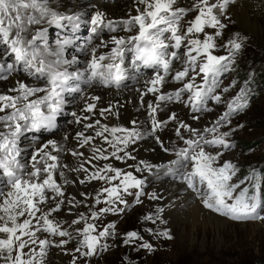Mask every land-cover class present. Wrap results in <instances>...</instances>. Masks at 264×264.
<instances>
[{
  "label": "snow or ice",
  "instance_id": "obj_1",
  "mask_svg": "<svg viewBox=\"0 0 264 264\" xmlns=\"http://www.w3.org/2000/svg\"><path fill=\"white\" fill-rule=\"evenodd\" d=\"M231 3L234 0H185V6H180L179 0H136V14L119 20L107 19L106 14L97 9L86 22L91 25L92 35L81 49L88 57L85 67L82 71L69 72L68 68L79 61L76 56L66 59L65 52L76 46L75 33L85 13L69 15L56 11L50 0H0V61L4 57L12 60V63L0 62V81L8 80L17 71L16 65H21L22 71L38 82L33 86L17 80L15 86L8 89L16 95L0 94V261L3 264H44L50 247L59 248L68 255L78 253L79 256L72 255L71 264H77L81 256L93 257L108 249L109 245L102 241L114 235L115 225L109 224L97 231V225L88 221L99 220L104 214L123 212L125 208L120 205L127 207L128 203L125 195H135V202H140V196L144 194L143 179L110 163L99 165V161L113 159L123 163L135 160L127 149L145 135L136 126V120L130 122L132 127L109 126L101 124L100 120L83 123L92 117L73 111L74 123H83V128L91 130L94 135L78 131L75 134L78 148H68L65 144L49 140L36 147L27 162L20 159V138L26 132L54 129L57 117L64 112L65 95L81 94V81L89 86L95 82L119 90L126 87L130 69L137 73L132 79H138L142 69L152 70L150 78L144 80L143 88L136 89L141 105L147 103L151 120V132L148 134L154 135L171 121L178 122L175 134L185 147L175 153L177 159L170 163L183 169L180 178L187 189L200 198L205 208L230 220L264 221V193L261 192L264 176L253 170L243 180L233 183L237 167L231 161L220 163L224 153L219 149L230 150L235 145L227 139L231 132H220L219 127L230 124L231 116L248 107L250 97L246 87L227 102V110L213 126L202 131L180 121L175 112H170L166 120L156 119L162 104L165 107L171 103L183 104L190 110L191 118L199 120L197 113L211 111L207 107L209 100L216 104L222 102L221 94L217 93L221 74L229 71L236 54L243 47L235 38L225 44L217 43V38L227 27L221 22V17ZM139 5H143V9ZM90 7L95 9L96 5ZM190 13H195L194 17L186 20ZM44 23L50 27L70 28L72 35L58 38L54 48L48 43L45 28H40L31 39L25 40L23 34L30 26ZM105 29L108 33L124 32L125 35L113 34L105 39L101 35ZM220 48L226 49L227 54H214ZM101 49L107 51L101 52ZM169 82L179 87L170 92L162 91ZM228 91V87L222 89L224 93ZM148 94L154 96V102H145L144 97ZM81 99L86 101L82 111L93 113L96 104L88 102L87 97L81 96ZM90 99L97 101L100 97L92 96ZM112 107L110 104L100 109V116L108 113L118 117V113L112 112ZM241 127L237 125V129ZM181 129L190 132L191 136L185 138ZM204 133L210 134L211 138ZM97 138L102 141L101 146L94 143ZM63 139L67 141L69 137L65 135ZM156 139L160 142L159 137ZM105 144L107 148L103 147ZM86 146L91 156L86 157L79 151ZM208 148L213 151H207ZM63 155L75 157L76 165L63 163ZM140 163L151 171L152 165ZM86 164L91 166V170L85 167ZM128 167L135 168L136 172L143 170L138 165L130 164ZM65 169L84 174V178L79 179L82 185L105 181L108 186L97 194L95 204L107 206L97 211L90 210L89 216L80 213L70 223L56 219L54 214H59L65 207L64 186L75 182L68 180ZM168 171L173 173L174 169L169 167ZM57 177L63 183H59ZM117 180L119 183L114 184L113 181ZM246 183L248 186L241 188ZM130 189L137 191L133 193ZM81 195L87 198V194ZM157 198L155 194L150 196V199ZM79 203L83 201H76L75 197L67 200L69 214ZM145 219L156 222L151 215ZM82 221L83 228L74 227ZM65 223H68L67 228ZM148 231L152 232L151 229ZM38 234L46 235L41 239ZM153 234L157 238L172 239L168 230ZM54 237L60 239L57 241ZM142 239L136 232H129L124 243ZM73 240L76 241L75 248L67 249L66 245ZM140 248L154 251L146 241L140 244Z\"/></svg>",
  "mask_w": 264,
  "mask_h": 264
},
{
  "label": "rangeland",
  "instance_id": "obj_2",
  "mask_svg": "<svg viewBox=\"0 0 264 264\" xmlns=\"http://www.w3.org/2000/svg\"><path fill=\"white\" fill-rule=\"evenodd\" d=\"M99 1L107 2V0ZM114 1L117 3L120 2V0ZM132 4L136 5V1H132ZM179 4L180 6H185V0H179ZM233 4L234 3L228 6L224 16L221 17V22L227 25V27L222 30V36L217 38L218 44H225L228 40L235 38L234 27L236 24L239 31L244 34H248L247 29L240 27L238 23L230 17L229 8ZM136 6L134 8H136ZM188 6H190V4ZM139 7L143 9L144 6L139 5ZM130 14L131 13L128 12L127 16H130ZM194 15L195 13H190L189 16L186 17V20L193 18ZM89 17L90 16L85 17L81 22V24L83 23L84 25H81V37L76 40V43L84 42L85 37H89L86 36L87 33L90 34V27L88 30V23H86L89 20ZM52 28L53 27L50 29ZM206 31L214 32L215 30L206 29ZM51 32H53V30H50L48 34ZM105 33L106 30L101 35L103 36ZM115 34L121 35V32ZM55 35H57V32H55ZM107 36L109 35L104 36V38L106 39ZM240 39L237 40L242 43L243 47L236 54L235 62L230 65L229 71L221 74L220 77V84L217 89V93L221 94L222 102L220 104H216L214 101L209 100L207 107L211 109V111L198 113L197 115L200 116L199 120H193L190 116L188 119L184 118L186 120L185 121L183 116L178 115L179 111L178 113L175 112L180 121H183L186 124L189 122V125L201 131L205 127L213 126L219 116L227 110V102L235 97L241 88L246 87L248 89L250 97L248 107L244 111L231 116L230 124L225 123L219 127L220 132H231V135L227 139L235 145V147L230 150H225L223 148L219 149L224 153L220 163H223V161H231L238 169L236 176L233 177V183L243 180L253 170L260 172L262 176H264V171L261 172L262 169H264V39L263 41L260 40L253 45L247 41L248 39ZM81 47L78 48L76 45V47L71 49V52H79L78 50L81 49ZM214 54L226 55L227 51L226 49L220 48ZM3 61H5V63H12V60L7 57H4ZM176 67L179 68V64H177ZM14 72H17L18 75L20 73L26 74L22 71L21 65H18L17 71ZM150 76L151 75H147V77ZM233 82L234 86H232ZM128 85L129 83L126 84V87H122L119 90L126 89ZM176 86L179 87V85ZM225 87L229 88L227 93L222 92V89ZM178 105L186 110V107H184L183 104ZM160 110H163L165 115L161 114L157 116L156 114V119L166 120L168 118L166 113H170L167 110V106H163L158 109V112ZM187 110L189 114H191L190 110ZM68 115L70 116L71 113ZM208 118L210 119L208 120ZM146 120L147 127L150 128L151 124L148 113H146ZM203 120L209 123L205 127L200 125V123L204 122ZM169 123L166 125L167 128L162 126V128L158 129L154 135H150L152 138L151 140H155L156 137H159L160 142H157L156 139L155 146L158 148L160 154H162V157L164 159L171 157V160L166 162L168 165V167H166V171L168 173V168L174 166L170 162L177 159L175 153L185 147L183 141L175 134L178 122L171 121ZM237 125H242L243 127L237 129ZM233 129L236 130L232 131ZM181 132L185 138H189L191 136V133L187 130L181 129ZM168 133L170 135H168ZM167 135L168 137H166ZM204 135L211 138L208 133H204ZM23 136H27V134H24ZM162 139H164V142L161 141ZM134 145L135 144H132L131 146ZM165 149H168V151H165ZM206 150L213 151L212 148H208ZM161 167L162 166L157 167V169L159 170ZM180 170L183 172V169ZM180 175L174 176L171 174L166 179L169 181L174 179V181L178 182L186 189V191L188 190L190 192L191 190L187 189L186 185L181 181ZM69 181H75V183L64 186L65 189H69V193H65L66 200L64 210H62L59 214H54L56 219L70 223L72 219L78 218L80 213H84L86 215L90 212V210L97 211L99 208L107 206L104 203L98 205L96 204L97 206H95L94 195L93 199L92 195L91 198H85V196H82L81 193H85V190L80 185L77 178L69 177ZM99 182L100 181H92V189H94L95 184H98ZM113 183L118 184L119 181H113ZM100 185L101 186L97 188L96 194L101 192L104 187L108 186L105 181L104 184ZM245 186H248V184H242L241 188ZM150 190L154 193L157 189H154L151 185L143 186V200L145 199L146 193H150ZM130 191L133 192L131 189ZM237 191H239V189ZM261 192L264 193V187L261 188ZM191 193L193 195V199L196 200L198 198L196 194L192 191ZM73 197H75L76 201H83V203L76 204V206L72 208L71 214H69L67 211V200ZM103 198L104 197L102 196L101 200H103ZM124 199H126L128 203L127 207L120 205V207L123 206V208H125L123 212L116 214H104L99 220L88 221L97 225V231L103 230V228L109 224L115 225L113 230L114 235L107 237L102 241L103 243H107L109 245L108 249L106 251L98 252V254L93 257L81 256L79 257L77 264H264V221L236 222L203 207L202 203L198 202L200 206L203 207L202 211H204L205 216L198 215L195 218L185 217V221L179 220V222L175 225H169V220L164 218L163 211H158L156 215H154L155 213H146L147 206L144 207V205L140 202L136 203L135 195H125ZM198 200L200 199L198 198ZM149 215H152V217L155 218V223L151 220L145 219V217ZM157 216H159V219H156ZM68 223H65L64 227L67 228ZM74 227L83 228L84 222L82 221ZM149 229L152 230L151 233L148 231ZM68 230L73 231L72 228H68ZM162 230H168L172 239L157 238L153 234ZM129 232H136L138 236L143 239L134 240L130 244H125L124 240L126 239V233ZM38 235H40V238L43 239L46 234ZM53 239L58 241L60 238L54 237ZM145 241L153 246L154 251L140 248V244ZM75 246L76 241L73 240L71 243L66 245V248L72 250ZM49 249L50 250H48L44 264H71L72 255L79 256L78 253H72V255L64 254L61 249L59 250V248L55 247H50ZM56 254H59L58 259H56Z\"/></svg>",
  "mask_w": 264,
  "mask_h": 264
},
{
  "label": "bare ground",
  "instance_id": "obj_3",
  "mask_svg": "<svg viewBox=\"0 0 264 264\" xmlns=\"http://www.w3.org/2000/svg\"><path fill=\"white\" fill-rule=\"evenodd\" d=\"M110 1H114V0H107V2H101L99 0H50V3L52 6H54L56 11L64 12L66 14L85 13V15L82 16L81 22L84 20L85 17L90 16L91 13H93L97 9L104 12L106 14V18L111 19V20H119L122 18H128L129 17L127 16L128 12L131 13L130 16H133L136 14V12L134 11L135 9L134 7L136 5L132 4V1H136V0H120V2L118 3L115 1L114 2H110ZM93 4L96 5L95 9L90 7ZM229 15L234 21L238 23L240 27L248 30V34L242 33L241 31L238 30L237 24L235 23L236 24L234 27L235 38L237 39L241 38L240 40L248 39L247 41L250 42L251 45H253L254 43L256 44V42H259L260 40L263 41L264 39V0H235L234 4L231 5L229 8ZM88 19H90V17ZM81 25H84V24L82 23ZM51 27L53 28L50 29ZM51 27L48 26L47 23L41 24L39 26H30L29 30L23 34L24 38L25 40H29L32 38V36L35 35L36 31L39 30L40 28H45V29L48 28L47 29L48 43L51 47L54 48L55 42L58 38H64L66 37L65 35L67 36L72 35V32L71 30H69V28H57L55 26H51ZM89 27L91 29L90 24H88V27H87L88 30H89ZM55 28L58 30H56ZM80 28L75 33V40H78V38L81 37ZM50 30H53V32L48 34ZM105 30H106V33L103 34L102 36L103 38L106 35L110 36L112 34H115V33H107V29ZM55 32H57V35H55ZM90 35L92 34L87 33L86 36H90ZM121 35H125V33L121 32ZM109 36H107L106 39ZM87 39L88 38L85 37L84 42L76 43L78 48L82 46L81 47L82 49L84 45L86 44ZM93 42L96 43L97 41L94 39ZM72 48L67 49V51L65 52V58L71 59L73 56H76L79 63L69 67L68 71L73 72V71H76L77 69L82 71L85 67V61L88 57L85 55L83 51H81V49L78 50L79 52H71ZM99 51L103 52L107 50L101 49ZM74 53H80V54H74ZM5 61L2 60L0 62H5ZM17 66L18 65H16V68ZM147 75H151V73L140 76L138 77V79H132L131 77H134V75L130 72V78L125 83V84L129 83V85L124 90H115L114 88H106V87L104 88L95 82L91 86H89L87 83L81 81L79 83L80 88L83 90L81 94H73V95L66 94L65 95L66 104L64 106V112L58 116V121H57L58 126L55 131L47 132V133L41 132L39 134H34V135L31 134V132H26L25 134H27V136H22L20 138L19 145L22 150V156L20 159L23 162H27L33 150L36 147L44 143H47L49 140H55L58 143L65 144V146L68 148H78L77 141L75 140V134L78 131H85L86 134L94 135V133L91 130H85L83 128V123H91V122H94L95 120H100L101 124H107L109 126L121 125L124 127H132L130 122L132 120H136L138 122L136 126L145 135L142 139H139L135 143L134 146L129 145L127 149V151L130 152L131 155L135 157V160H127V163H123V162L116 161L113 159L109 161H99V165L103 166L106 163H110L114 167L120 168L126 172L128 170L129 171L132 170L131 172H133V174L137 178L144 180L145 186L151 185V187H154V189L156 188L157 190L154 193H152V190H150L149 194L146 193L144 200H143L144 194L140 196V203H142L144 207L147 206L146 213L147 212L152 213V214L155 213L154 215H156V213L162 209V211L164 212L163 213L164 218L169 220L168 224L175 225L176 223L179 222V220L185 221V217L195 218L198 215H201V216L204 215V211H202L204 206L203 207L200 206L199 203H202V202L201 200H198V198L196 199L198 201L193 199V195L191 191L190 192L188 190L186 191V189L182 187L178 182L174 181V179L171 181L166 179L171 174L174 176H179L182 170H180L177 166H173L171 167L174 169L173 173L170 174L166 171L165 166L168 167L166 162L171 160V157H168V159H164L162 157V154H160L158 148L155 146L156 139L151 140L152 138L148 134L151 132V125H150L151 120H150V124L148 122V124L150 125V128H149L147 127V120H146V113H148L147 103H145L143 106L141 105L139 93L136 91V89L138 88H143L145 79L150 78V77H147ZM17 80H22L24 83L33 85V86L38 84V82L34 80L32 77H29L27 73L26 74L20 73L18 75L17 72H13L8 80L0 81V94H8V95H13V96L16 95L17 93L15 92H8V89L11 87H14ZM175 87H177L175 84L169 82L165 84L162 91L170 92ZM81 96L87 97L88 102H93L96 104V108L93 110V113H85L82 111L86 101L84 99H81ZM92 96H99L100 99L97 101H91L90 98ZM144 100L145 102L147 101L154 102L155 98L152 94H148L147 96L144 97ZM110 104L113 106L112 112L118 113V117L116 115H109L108 113H105V116H100L99 110L102 108H107ZM163 106L164 105L162 104L161 108ZM187 109L188 108L184 110L182 107H180L176 103H171L167 105V110L169 112L178 113L179 111L178 115L183 116V119L184 118L188 119V117L192 115V114H189ZM73 111L77 112V114L81 116L83 115L91 116L92 119L90 121H84L82 124H76L74 123V118L71 115L70 116L68 115ZM164 113L165 112H163V110H160L159 112L157 111V116L161 114L165 115ZM169 114L166 113V116H168ZM209 119L210 118H208V120ZM203 121H204L203 123H200L202 127H205L209 124L207 121L205 120ZM187 124L189 125V122H187ZM29 135L33 137H30ZM65 135L69 137L67 141H64L63 139ZM168 135L170 134L168 133ZM168 135L166 137H168ZM161 141L164 142V139H162ZM94 143L96 144V146L102 145V141L99 138H97L96 141H94ZM103 147L107 148L108 146L105 144L103 145ZM79 151L83 152L86 157L91 156V151L87 146L84 148H79ZM110 151L111 149L109 148V152ZM141 161L145 162L148 165H152L151 171L145 168L144 164L140 163ZM62 162L69 164L71 166H75L77 163L76 158L70 155H63ZM93 163H96V161H93ZM130 164L138 165L143 170L140 172H136L135 168L128 167V165ZM160 166L162 167L158 170L157 167H160ZM85 167H88L91 170L90 165L86 164ZM65 174L68 180H69V177H74V178H77L78 180L84 178V174L70 172L67 169H65ZM57 180L58 182L63 183V181H61L59 177H57ZM100 184H104V181H100L98 184H95L94 189H92L91 183H85L83 185L82 184L80 185L84 188L85 193L87 194V197L91 198V195H92V199H93L94 196L95 197L97 196L96 194L97 188L101 186ZM131 190L133 191V193L137 191V189H131ZM64 192L66 194L67 192L69 193V189L64 188ZM153 194H155V196L158 198L150 199V196H152ZM95 206L97 205L95 204ZM89 215H90V212L87 213L85 216H89ZM56 257H57L56 259H58L59 254H56ZM0 264H3V262L0 261Z\"/></svg>",
  "mask_w": 264,
  "mask_h": 264
},
{
  "label": "trees",
  "instance_id": "obj_4",
  "mask_svg": "<svg viewBox=\"0 0 264 264\" xmlns=\"http://www.w3.org/2000/svg\"><path fill=\"white\" fill-rule=\"evenodd\" d=\"M264 171V169H262V171L261 172H263ZM136 261H137V259H136Z\"/></svg>",
  "mask_w": 264,
  "mask_h": 264
}]
</instances>
